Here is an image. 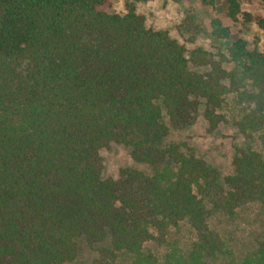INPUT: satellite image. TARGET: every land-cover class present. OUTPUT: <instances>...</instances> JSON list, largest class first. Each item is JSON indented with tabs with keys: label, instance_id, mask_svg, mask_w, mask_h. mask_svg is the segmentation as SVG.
<instances>
[{
	"label": "trees",
	"instance_id": "obj_1",
	"mask_svg": "<svg viewBox=\"0 0 264 264\" xmlns=\"http://www.w3.org/2000/svg\"><path fill=\"white\" fill-rule=\"evenodd\" d=\"M145 1L111 14L109 0H0V264H71L81 240L100 252L90 264H207L221 248L205 203L210 166L159 141L165 115L188 120L201 102L211 128L232 122L259 143L234 155L225 205L264 199V52L243 37L217 53L188 50L147 27L136 10ZM225 1L232 21L264 29L242 0ZM211 27L233 35L219 17ZM111 142L151 172L103 177ZM184 222L198 236L189 251L146 252L155 232ZM108 238L112 249L100 248ZM243 264H264V242Z\"/></svg>",
	"mask_w": 264,
	"mask_h": 264
},
{
	"label": "rangeland",
	"instance_id": "obj_2",
	"mask_svg": "<svg viewBox=\"0 0 264 264\" xmlns=\"http://www.w3.org/2000/svg\"><path fill=\"white\" fill-rule=\"evenodd\" d=\"M108 13L123 14L127 11L126 0H109L103 7ZM242 9L254 15L264 16V0H242ZM136 10L143 15L149 28L167 30L173 38L184 44L188 50L202 47L214 53L225 51L237 37H243L249 49L264 52V29L255 21L243 23V18L234 22L226 15V1L214 0V4L203 0H185L181 3L165 0H149L136 3ZM188 14L194 20H188ZM215 17L231 27L232 37L218 39L212 34L211 20ZM205 104L201 102L192 117L174 122L166 115L168 135L160 138L166 146L178 143L188 153L204 159L211 169V185L205 203L209 215L210 230L220 243V250L206 257L207 264H243L245 258L264 242V199L249 200L234 207H227L224 197L230 190L226 177L233 174V157L238 150L258 149L256 138L247 137L232 122H221L211 128L205 116ZM103 163V177L119 178L124 167L151 172V167L135 160L131 148L118 142H111L100 151ZM155 238L145 244L147 253L162 259L173 248L189 251L198 239L197 233L187 223L173 228L162 237L155 232ZM100 248L112 249L111 239L99 243ZM100 252L81 240L80 252L71 264H90Z\"/></svg>",
	"mask_w": 264,
	"mask_h": 264
}]
</instances>
